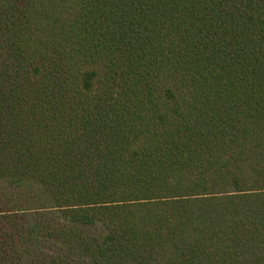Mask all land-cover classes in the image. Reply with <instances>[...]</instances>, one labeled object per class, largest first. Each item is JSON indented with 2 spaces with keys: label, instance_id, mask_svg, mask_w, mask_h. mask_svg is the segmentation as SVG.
<instances>
[{
  "label": "trees",
  "instance_id": "16d2710c",
  "mask_svg": "<svg viewBox=\"0 0 264 264\" xmlns=\"http://www.w3.org/2000/svg\"><path fill=\"white\" fill-rule=\"evenodd\" d=\"M0 264H264V0H0Z\"/></svg>",
  "mask_w": 264,
  "mask_h": 264
}]
</instances>
